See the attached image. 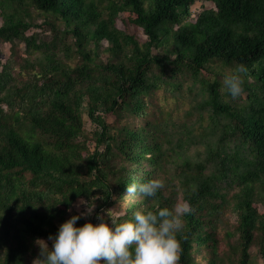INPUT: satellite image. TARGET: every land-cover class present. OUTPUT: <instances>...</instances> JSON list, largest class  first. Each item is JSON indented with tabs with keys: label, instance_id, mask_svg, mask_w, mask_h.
Wrapping results in <instances>:
<instances>
[{
	"label": "trees",
	"instance_id": "obj_1",
	"mask_svg": "<svg viewBox=\"0 0 264 264\" xmlns=\"http://www.w3.org/2000/svg\"><path fill=\"white\" fill-rule=\"evenodd\" d=\"M196 1L0 0V43L13 47L0 63V264L37 257V238L51 241L86 211H75L79 199L96 206L78 225L127 199L118 220L188 204L177 213L178 264H197L205 251L208 264H252L253 247L264 259V0H202L214 7L199 12ZM32 8L46 16L41 25ZM214 64L246 66L238 97ZM163 89L191 96L186 116L198 118L165 117L152 101ZM152 178L164 182L155 196L128 192ZM227 211L236 225L220 253Z\"/></svg>",
	"mask_w": 264,
	"mask_h": 264
},
{
	"label": "clouds",
	"instance_id": "obj_2",
	"mask_svg": "<svg viewBox=\"0 0 264 264\" xmlns=\"http://www.w3.org/2000/svg\"><path fill=\"white\" fill-rule=\"evenodd\" d=\"M246 71V66L239 64L224 76L223 84L233 97L242 93L241 74ZM163 184L159 178L133 182L128 192L139 190L155 196ZM81 203L87 205L86 211L72 215L50 234L51 246L47 240L37 238L41 254L32 264H178L182 246L177 230L182 222L177 213L188 211V204L177 205L175 212L167 206L158 211L137 209L131 218L123 220H118L112 209H106L107 217L104 212L96 213L99 223L88 220L78 225L77 221L90 215L96 206L84 199Z\"/></svg>",
	"mask_w": 264,
	"mask_h": 264
},
{
	"label": "rangeland",
	"instance_id": "obj_3",
	"mask_svg": "<svg viewBox=\"0 0 264 264\" xmlns=\"http://www.w3.org/2000/svg\"><path fill=\"white\" fill-rule=\"evenodd\" d=\"M213 4L206 2V1H202V0H197L195 5L193 6V11H201V9H211L213 8ZM30 13L33 17V20H31L35 25H41L45 20H46V16L44 14H40L39 11L35 10V9H30ZM3 23L2 20H0V25ZM121 28H123L122 25H120ZM32 30V29H31ZM36 33H38L39 35H41L40 37L45 40V41H49L52 38V33L50 32L49 28H34L33 29ZM32 30V32H33ZM130 31L135 34L137 36V38L141 41V42H145L146 38L142 32V30L139 29H135V27H130ZM31 34V33H29ZM69 43H72V40L69 39ZM103 48L106 49L109 44L108 42L104 41L102 44ZM12 46L9 43H0V63L3 64L4 62H6L12 55ZM16 52L19 55V58H15L17 61L21 62V59L26 57L25 54V45L23 43H19L16 45ZM103 53V52H102ZM106 54H103L102 58L103 60L107 59ZM78 62V59H74L71 61L70 64H72L73 66ZM215 67V71L216 72H220L223 74L222 76V80L224 78V76L226 74L231 73V69L230 68H224V66L219 65V64H214ZM0 70H1V65H0ZM18 73V68L16 70ZM210 80H213L215 78L214 75L208 76L206 77ZM252 81V80H250ZM153 103L158 106L159 108H161L164 112V114L166 115L165 117H170L172 118L174 121H176L178 124H183L186 122H190L193 120L195 121L198 118V114H195L193 117H187L186 114L188 111H190L191 107L195 104L194 100L191 96H188V94H184L183 97H179V98H175L174 96L171 95V93L169 92H165V90H159L155 96L152 98ZM83 121H84V131L85 133L88 135L89 138V142L88 145L91 147V149H93L94 144L93 142L90 141L91 139V135L93 133V131L95 130V126L92 124L91 120L89 119L87 113L84 111L83 113ZM112 121V119H111ZM134 122L136 124H140L141 121H137L134 120ZM82 199H79L78 201H76L75 203V211H81L82 209H85V205L81 203ZM127 202L128 199L118 203L114 209H112V213L115 217H118L119 214H121L122 209H125L127 206ZM182 206V205H181ZM92 214H94V212H92ZM91 215V214H90ZM89 216V215H88ZM107 217V215H106ZM235 225H236V218L233 215V213L231 211H227L221 218V223L219 225V233H218V237L221 240L220 242V253H225L227 248H226V243L228 241V237H227V233H233L235 230ZM46 240V239H45ZM48 241V240H47ZM232 242H235L234 238H231ZM49 246H51L52 241H48ZM34 251L36 253V255H40L41 254V248L40 245L37 243V241H35L34 244ZM251 253H252V264H264V259L261 257V255L258 252V248L257 247H253L251 249ZM212 257V254L210 251H205L202 255H197L196 256V263L197 264H208L209 259ZM36 257H28L25 264H32L33 260Z\"/></svg>",
	"mask_w": 264,
	"mask_h": 264
},
{
	"label": "built area",
	"instance_id": "obj_4",
	"mask_svg": "<svg viewBox=\"0 0 264 264\" xmlns=\"http://www.w3.org/2000/svg\"><path fill=\"white\" fill-rule=\"evenodd\" d=\"M90 217H88V219H89Z\"/></svg>",
	"mask_w": 264,
	"mask_h": 264
}]
</instances>
